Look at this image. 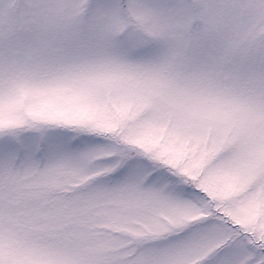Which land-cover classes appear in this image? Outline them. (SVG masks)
<instances>
[{"label": "snow or ice", "instance_id": "1", "mask_svg": "<svg viewBox=\"0 0 264 264\" xmlns=\"http://www.w3.org/2000/svg\"><path fill=\"white\" fill-rule=\"evenodd\" d=\"M0 264H264V0H0Z\"/></svg>", "mask_w": 264, "mask_h": 264}]
</instances>
